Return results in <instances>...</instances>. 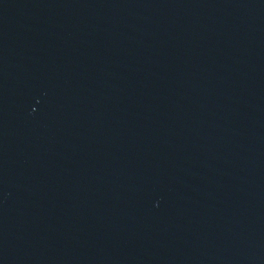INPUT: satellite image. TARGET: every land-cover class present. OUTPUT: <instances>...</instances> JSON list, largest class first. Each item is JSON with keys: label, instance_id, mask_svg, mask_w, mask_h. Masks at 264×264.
<instances>
[{"label": "water", "instance_id": "water-1", "mask_svg": "<svg viewBox=\"0 0 264 264\" xmlns=\"http://www.w3.org/2000/svg\"><path fill=\"white\" fill-rule=\"evenodd\" d=\"M0 264H264V0H0Z\"/></svg>", "mask_w": 264, "mask_h": 264}]
</instances>
